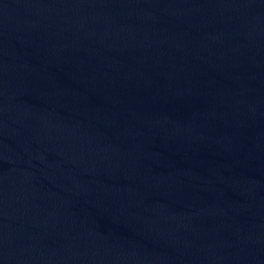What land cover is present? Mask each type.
Listing matches in <instances>:
<instances>
[{
  "label": "water",
  "instance_id": "obj_1",
  "mask_svg": "<svg viewBox=\"0 0 264 264\" xmlns=\"http://www.w3.org/2000/svg\"><path fill=\"white\" fill-rule=\"evenodd\" d=\"M0 264H264V0H0Z\"/></svg>",
  "mask_w": 264,
  "mask_h": 264
}]
</instances>
